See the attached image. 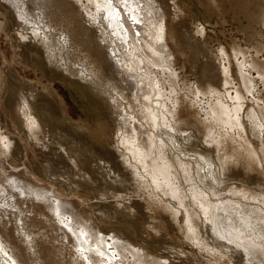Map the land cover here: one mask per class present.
Returning a JSON list of instances; mask_svg holds the SVG:
<instances>
[{"label":"rangeland","instance_id":"obj_1","mask_svg":"<svg viewBox=\"0 0 264 264\" xmlns=\"http://www.w3.org/2000/svg\"><path fill=\"white\" fill-rule=\"evenodd\" d=\"M152 1L155 2L157 8L161 11L164 17V43L166 45L167 52L172 59L171 60L169 58L167 65L168 69L165 68L167 69L165 72L162 66H160L161 68L159 66H152L151 68L150 66L146 69V71L145 68L140 66L137 68L135 65L136 63L134 62L135 60L133 59L135 55L130 56L129 54L131 49L134 51L133 49L135 46L133 47V44H135V42L133 43L130 38L127 39L129 41L126 43L122 42V39L117 40L115 38H110L108 36L109 32L106 31V29L108 30V28L105 27L106 25H99L97 21L93 20V18L97 19L100 17L98 15L99 12L97 14L94 13L95 11H92V14H90L93 17L90 16L87 18L84 13L80 16L82 9H80L77 0H67V7L63 8L64 10L62 9V11H60V15L56 18H54L51 11V13L47 11L45 17H41V12L39 11L38 13V9H34L30 4L26 7L25 15H27L25 17L29 18L28 20L30 24H32L30 26H32L35 30H39L41 34L46 31L45 33L52 37L50 40L51 45L53 44V53L55 54L54 66L49 65V63L46 62L42 53H34L30 48L31 46L25 48L23 57L20 58L18 55L16 56L10 39L4 33L0 32V113L3 114L6 120V122L0 121V130H3L4 135L9 138L10 142L12 140V146L15 143L13 147L17 150L13 149L11 144H9L12 150L10 152V150L6 149L7 143L4 146V144L0 142V179L2 174L4 177L8 176L5 177L7 180H9L8 178L14 176L22 181L24 185L29 184L39 191H44L43 193H46L47 196V198H42L37 201L26 193L22 194V198L19 194H11L17 199H15L17 206H19L21 212L23 213H21L20 216L16 215L17 213L14 212L12 208L11 211L9 210L12 205L11 201H9L10 198L6 197L7 200L3 199L6 201L5 204L3 200H0V206L3 205L0 207V218L3 216L1 218L2 222H0V242L1 240H5L10 246H8L10 249H8V247L6 248L7 250H5V254H2L3 256L0 255V264H12L10 259L13 255L17 257L19 263L21 262L20 264H107L110 259L113 260L109 261L108 264H132L135 261L137 262L134 264H161L162 262L163 264L164 262H166V264L244 263L243 258L241 259L239 249L233 247L231 244V247L230 245H226V241L223 244V241L221 242V240L216 241V238H214L215 236L212 234L213 232H210L211 229L209 224H207L208 216H205V218L204 215L200 214L198 207L199 204L197 203V199L192 194L193 192L191 189L195 188L203 195L207 193L204 196L214 202L216 199L212 200L210 197L212 196L211 194L217 193L218 196H222L227 194L226 192H228L229 188L236 185H242L245 187L248 184L249 186L247 185L246 187H255L259 189L264 188V175L262 174L264 172L261 170V167L260 173L259 171L251 172L246 169V166L243 165V163L240 162L239 164V161L236 158L238 157V152H242L244 147L240 144V140L245 138L244 140H248L253 149L255 148L259 150V144L262 141L260 137L262 136L263 138V134L259 135L257 131H254L250 123L251 121L245 116H248L247 114L251 110L258 111L259 107H264V84L262 86V81L259 76L254 70L250 69L252 63H264L262 62L264 61V0ZM84 4L85 2L83 1V4L81 5L83 6ZM0 7L4 9L7 6L0 1ZM4 19L5 12L0 10V20L3 21ZM151 23L152 22H150V25ZM38 25H40L41 28ZM37 26L39 28H37ZM32 27H28V29L33 30ZM103 30H105L104 32H106L110 41L113 39L115 41L113 40L110 42L107 39V42L109 43L102 44L99 39V32ZM52 41L54 42L52 43ZM118 41H121L123 43L122 45L125 44L126 47L122 46L121 48V42L119 43ZM130 41L133 44H131ZM55 42L56 44H54ZM151 44L153 46V51L158 54L156 43L152 42ZM105 45L110 47L107 48L108 46L106 47ZM113 50L114 52L111 53ZM124 51H127V54ZM109 54L112 55L109 57L111 59L108 58ZM134 54H136V52ZM115 55L116 57H114ZM127 57H129V60L126 59ZM130 59L132 60V64ZM129 61L131 66L128 64ZM245 61L246 63L244 64ZM114 64H116L115 67L117 66L116 70L113 68ZM132 65H134V74L132 73L133 70H131L133 75L137 77V75L141 73L137 77L140 78V80H138L139 84H134L132 82L134 78L131 77V80V78L127 76L129 72H126V68L128 66L132 67ZM120 67L122 70L123 68L126 70H123L124 72L122 71L123 74L120 71ZM135 67L137 70H135ZM7 68L11 71V75L13 77L10 76V78L4 76V70ZM244 69L246 73H244ZM114 70L115 72H112ZM135 71H138L139 73ZM144 71L152 76V78H149V75L146 74L145 77L143 74ZM120 73L127 76V84L126 78L124 79L123 76L121 77ZM243 75L248 77L250 80L251 78L255 79L251 80L250 85L252 86L249 85V92L243 85ZM142 76L147 79L142 80L144 79ZM221 77H225L227 82L228 79L230 80L231 84H229V82L227 83L230 87H227V85L225 86L227 88L224 87L223 83L225 79H222ZM10 79L12 83L10 82ZM129 80H131L132 84L129 83ZM121 81L124 82L121 83ZM142 81L145 83L148 81V83L143 84L144 82ZM113 83L115 86H112ZM149 83L151 84L150 86ZM140 84L147 85L148 88L150 87L151 92L149 95L155 97L153 98L149 96L150 99H147V101H149L147 102V105H145V102L144 104L139 103L141 105L138 104V102L143 103V101H146L144 100L145 87H143V91L141 88L142 85ZM123 86H126L125 88L129 89L126 90ZM220 86H223L224 88ZM152 88L154 89L152 90ZM222 88L224 91L226 90V92L229 93L228 95L231 98L235 97V92L242 96V101L234 100V102L229 100V98L223 100V102L225 101L224 103L229 106L239 102L242 104L243 102L240 121L241 125L243 123L244 124L241 129L234 126L231 128H224L219 124L217 125V123L215 124L214 122H211L209 118L208 113L210 108L207 107L213 105L220 94H222ZM134 89H138L139 94L142 92L144 95H133V92H137ZM129 90L133 92L131 93ZM127 91L130 95L127 94ZM158 91H161L162 93H160L163 94L162 102L165 101L163 103V108H159L160 106L158 105L157 100H155L157 99V96L160 95V93L156 94ZM131 94L133 96H131ZM6 96L10 97L11 100L9 101L10 103L8 106L5 100L9 99ZM134 96L136 97L134 98ZM131 98H133V101ZM140 98L143 100L140 101ZM112 99L117 102V106L115 104L116 102L114 101V103ZM135 99L136 103L134 102ZM129 102L130 104L133 102L134 104H132L134 106L132 104L130 105ZM112 103L116 106V109H114V105ZM136 104H138L137 106H139L141 110L146 107L154 114V116L156 115V123L158 124L147 126L149 124H145V121L147 122V120L142 119L144 116L142 112H139L141 110L138 109ZM148 104L151 108L148 107ZM142 105L143 107H141ZM22 106L28 110L34 124H28L24 120L22 117L24 108ZM130 106H133V109H131L132 107ZM164 107L166 110H164ZM30 108H33V111ZM134 108H137L138 111ZM152 108L155 111L160 109L157 111L158 114L152 110ZM161 109L164 110V113ZM165 112H167L168 115L169 113H173V115H169L171 116L169 117L170 121L167 115H164V117L159 116L167 114ZM121 113H124V115L122 116ZM125 114H129V116H126ZM130 115L133 118H131ZM124 117L132 120H124ZM160 118L162 119L159 120ZM121 119L124 121L122 122ZM163 119H165L166 124ZM124 122L127 123L126 127H124V125H126ZM167 122H169V126L171 125L170 127H167ZM163 123L165 124V127H163ZM160 124L161 126H159ZM236 131L243 132H238V134ZM29 132L31 133L29 134ZM253 132L255 133L253 134ZM150 134L152 135L151 139L157 140L158 138L159 140L157 141H161L163 144V147L162 145L161 147L163 149L166 147L165 151L163 149L160 150V155L161 157H165V159L162 158L165 164H170H168L170 173L168 174L166 180L167 186L174 185L176 187L183 200L184 206L182 204V207H180L177 202L173 200V198L164 195L162 190L155 187L154 180L150 176L149 172V169H151L150 166L149 169L143 167L135 160L134 157L132 158L133 155L131 156V154L124 148L123 143L125 141L130 140L133 142L137 138L141 142L137 139L136 142L138 141V145L134 142V146L137 148L139 146L138 149H141V147L143 148L145 142L147 143L148 139H150ZM208 134L211 137L207 136ZM204 135L205 137L207 136V139H204ZM229 135L230 138L232 136V140H230ZM36 136L38 138H36ZM226 137H228V139ZM125 138L127 139L125 140ZM210 138H213V140L217 138L220 140H227V142L219 148V151L215 149L216 147H214ZM32 140H34V143ZM204 143H207V146L208 143H211V145L209 144L210 148L209 146L207 148ZM37 144H39V146H37ZM19 145L22 150V155L21 150L18 148ZM41 145L47 149L44 147L41 149ZM75 147L78 148L76 149L77 151L75 150ZM237 149H239V151ZM18 151H20V155H17ZM125 151L127 156L124 155ZM163 151L165 154L162 153V155L161 152ZM55 152H58L57 154L61 153V155L58 156ZM117 152H121L122 155ZM220 153L221 155H227V160L231 159L229 160V165H231L230 172L232 176L230 172L224 177H220L218 175L215 181L214 177L217 176V173H214V171L218 170V161L215 157H218ZM1 154L3 156H1ZM5 154H8L11 158ZM123 156L125 160L127 159L126 162L124 158H122ZM197 156H199V158ZM61 157L62 160L60 161ZM56 158L57 161L59 160L58 162L55 161ZM204 159H206L205 163L207 164L204 163ZM67 163L69 164L67 165ZM77 163L80 165L78 166ZM181 163H185L182 168L188 167V173H184L182 168L178 167ZM148 165H150V163H148ZM53 166L57 168L62 167L63 169L61 168V170L59 169L58 171V169ZM47 167H51V169L48 168L51 172H48ZM197 167L199 170H196ZM203 167H205V169ZM263 168L264 166H262V169ZM235 170H237V172ZM208 172L211 175H209ZM237 173L240 174H238L239 178L236 177ZM55 174L61 175H58L59 177H54ZM198 174L202 178H198ZM62 175H65L64 178ZM187 176L190 178V184L189 181H187L188 178L186 179ZM250 176H252L254 180ZM210 180L212 182H210ZM214 181L216 182L215 185ZM217 181L221 184L223 182L224 186L223 184L220 185ZM225 181L230 182H228V184ZM157 183L160 184L159 179L157 180ZM190 185L194 187H191ZM167 186L165 185L164 187ZM219 186H222L223 189ZM164 187L162 188L163 190ZM203 188L205 190H203ZM211 189H213V193L211 192ZM50 191L52 193H50ZM209 191L211 194H209ZM25 195H27V197ZM23 196L25 198H23ZM18 198L23 199V201L21 200L22 203L24 202L23 205ZM53 199L58 203H65L70 206L68 214L66 213L65 218L62 220H58L47 208V205L49 207L50 205L56 203ZM43 200L48 203L43 202V204L40 202ZM164 204H167L168 206ZM165 206L169 207V211L171 212L173 210L174 212L176 211L177 215L173 216V212L170 214L166 210L162 211L163 207L164 209L167 208H165ZM48 212L50 213L49 215ZM166 212L168 214H166ZM188 212L192 214L190 217H194L192 221L195 219L194 225L196 237H193V239L187 238V235H185V219L186 213ZM68 215L72 217L77 216L78 220L83 222V225L86 223L87 225L84 226L94 237H92L86 229H83L84 231L86 230L85 232L87 233L83 236V241L81 239V242L78 244V241L75 240L76 238L73 235L75 233L78 234V229L80 228L77 226H71L74 224H72V218ZM126 215L129 216L126 217ZM172 216L174 218H172ZM15 219H19V226L22 230V232L20 230V234L17 235H14L15 233L13 228L16 221ZM206 220L207 222L205 223ZM4 222L5 225L9 226L7 229L1 225V223ZM66 225L71 226L72 231L77 228V231L75 230L73 234ZM22 226H24V230L22 229ZM10 229H12V232ZM61 229L63 230L61 231ZM2 233H4V236ZM89 236L92 237V241L94 240L93 242L95 244L92 243ZM19 237L24 239L21 240L22 238ZM99 237H101L102 240L101 238L99 239ZM40 238H42V240ZM185 238L189 240H185ZM113 239L115 241H113ZM23 241L25 243H23ZM40 242H42V244ZM116 242L119 243L117 244ZM123 243H128V245L125 246ZM198 243L201 244L198 245ZM107 244L109 245L107 246ZM114 244H116V247L118 245V247L116 248ZM223 246L228 248L225 249ZM120 247L124 250L127 248V250H121ZM100 248L106 255L102 254L103 252ZM115 248L120 250L116 251ZM207 248L209 249L207 250ZM137 249L144 254H141L140 256H136L135 253L133 254L132 252ZM24 250L26 253L23 252L22 254L21 251ZM113 250H115L114 254H112L114 252ZM129 250L131 253H129ZM99 251H101L102 256H100ZM118 251H120L119 254ZM235 251L238 252V254H236ZM108 252L110 254H108ZM122 252L124 253L121 256L120 254ZM127 253L129 256H127ZM97 254H99V256ZM104 255H108V258L111 256V258L106 260L107 257ZM132 255L133 257H131ZM87 256L91 258V260ZM229 256L232 257L233 261ZM86 261L88 262L86 263ZM128 261L132 262L128 263ZM139 261H141V263Z\"/></svg>","mask_w":264,"mask_h":264},{"label":"bare ground","instance_id":"obj_2","mask_svg":"<svg viewBox=\"0 0 264 264\" xmlns=\"http://www.w3.org/2000/svg\"><path fill=\"white\" fill-rule=\"evenodd\" d=\"M0 1H2L7 7L6 8H1L0 7V10L2 11V12H5V19L3 20V21H1L0 20V32H2V33H4L9 39H10V41H11V43H12V46H13V48H14V51H15V53H16V56L18 55V57H23V55H24V51H25V48H27V47H30L31 49H32V51L34 52V53H36V54H40V53H42L43 54V56L45 57V59H46V62H48L49 63V65H52V66H54L53 64H55L54 63V53H53V48H52V45H51V36L49 35V34H46L45 32L46 31H44V33H42L41 34V32L39 31V30H35L32 26H30V25H32V24H30V22H29V18L27 17H25L26 15H25V13H26V7H27V5H31V6H33V8L34 9H38V13H39V11L41 12L40 13V16L41 17H45V15H46V12L48 11V12H52V14L54 15V18H56V17H58L59 15H60V11H62V9L63 8H66L67 7V0H0ZM69 1V0H68ZM83 1L85 2V6L83 5H81V4H83ZM77 3H79V6H80V9H82V12H81V15L80 16H82V14L84 13L85 14V16L88 18V17H90V16H92L91 14H92V11H95L94 13H97L98 14V12H99V16L100 17H98L97 19H95V18H93V20L94 21H97L98 23H99V25H106L105 27H107L108 28V30L106 29V31H108L109 32V37L110 38H115V39H117V40H121L122 39V42H124V43H126V42H128L129 40H127L128 38H130L131 39V41H133V43L135 42V44H133L131 41V44H133V47L135 46V48L133 49L135 52H136V54H134L135 52L134 51H132V49H131V52H129V54H130V56H133V55H135V57L133 58L135 61V65L137 66V68H138V66H140V67H142V68H145V71H146V69H148L150 66H151V68H152V66H162V68L164 69V72H165V70H167L168 69V60H169V58H170V55H169V53L167 52V48H166V45H165V43H164V25H163V15H162V13H161V11L157 8V6H156V4H155V2H153L152 0H77ZM71 4V3H70ZM72 5V4H71ZM68 9V8H67ZM64 10V9H63ZM50 12V13H51ZM91 13V14H90ZM53 17V16H52ZM93 17V16H92ZM33 19H35V18H33ZM47 19V18H46ZM68 20V19H67ZM90 20V19H89ZM264 20V19H263ZM54 21V20H53ZM58 21V20H57ZM61 21V20H60ZM152 22L151 23V25H150V22ZM31 22H32V20H31ZM48 22V21H47ZM46 22V23H47ZM43 24V23H42ZM94 24V23H93ZM38 26H40V25H38ZM37 26V28H39ZM47 26V25H46ZM98 26V25H97ZM28 27H32L33 28V30H29L28 29ZM48 27V26H47ZM40 28H41V26H40ZM44 28V27H43ZM46 29V28H45ZM87 30V29H86ZM99 30V29H98ZM50 31V30H49ZM81 31H83V30H81ZM89 31H90V29H89ZM105 30H103V31H101V32H99L100 33V40H101V43L103 44H108L109 42H107V39L109 38L107 35H106V32H104ZM82 35V34H81ZM86 37V36H85ZM109 38V39H110ZM118 38H120V39H118ZM108 39V40H109ZM84 40V39H83ZM86 40V39H85ZM112 40V39H111ZM114 40V39H113ZM112 40V41H113ZM57 41V40H56ZM67 41V40H66ZM110 41V40H109ZM112 41H110V42H112ZM115 41V40H114ZM54 41H52V43H53ZM62 42V41H61ZM119 42V41H118ZM121 42V41H120ZM119 42V43H120ZM120 43L121 44V48H122V46H125V44L124 45H122L123 43ZM129 42V43H130ZM152 42H154V43H156V47H157V50H158V54L157 53H155L154 51H153V46H152ZM54 44H56V42L54 43ZM67 44V43H66ZM120 44H118V45H120ZM138 44V45H137ZM109 45H111V44H109ZM115 45V44H114ZM106 47L108 46V45H105ZM128 46H129V44H128ZM127 46V47H128ZM59 47V46H58ZM110 46H108L107 48H109ZM116 47V46H115ZM126 47V46H125ZM130 47H131V45H130ZM105 48V47H104ZM118 48V47H117ZM124 48V47H123ZM132 48V47H131ZM111 49V48H110ZM124 49H126V48H124ZM123 49V50H124ZM40 52V53H39ZM112 52H114V50L113 51H111V53ZM125 53L127 52V51H124ZM124 53V54H125ZM221 53V52H220ZM235 53H236V51H235ZM127 54V53H126ZM122 55V54H121ZM224 55V54H223ZM110 56H112V55H110L109 54V56H108V58L110 57ZM125 56V55H124ZM127 56H129V55H127ZM225 56V55H224ZM114 57H116V55L114 56ZM113 58V57H112ZM118 58V57H117ZM129 57H127L126 59H128ZM236 58V57H235ZM234 58V59H235ZM109 59H111V58H109ZM171 59V58H170ZM226 59V58H225ZM129 60V59H128ZM127 60V61H128ZM131 60V59H130ZM172 60V59H171ZM113 61V60H112ZM114 61H115V59H114ZM113 61V62H114ZM120 61V60H119ZM236 61V60H235ZM118 62V61H117ZM123 62V61H122ZM126 62V61H125ZM171 62V61H170ZM262 62H264V61H262ZM61 63V62H60ZM120 63V62H119ZM119 63H117V64H119ZM124 63V62H123ZM127 63V62H126ZM130 63V61L128 62V64ZM238 63V62H237ZM246 63V61L244 62V64ZM128 64H125V65H128ZM131 64H132V60H131ZM243 64V65H244ZM250 64V63H249ZM115 65L116 64H114V67L113 68H115V70L117 69V66L115 67ZM119 65H121V64H119ZM130 65V64H129ZM247 65V64H246ZM245 65V66H246ZM110 66H112V65H110ZM131 66V65H130ZM133 66L134 65H132V67H127L126 68V70H125V68H123V70L124 71H126V72H129L128 73V75L127 76H129L130 78L132 77V78H134L133 79V83L134 84H137L138 83V80H140V78H137L138 76H139V74H141V73H139L138 71L140 70H138V71H135V72H138L139 74L137 75V77L135 76V75H133L134 74V70H133ZM171 66V65H170ZM51 67V66H50ZM55 67H56V65H55ZM119 67V66H118ZM112 68V69H113ZM158 68V67H157ZM161 68V67H160ZM165 68H167V69H165ZM250 69L251 70H254L255 72H256V74L259 76V78H260V80L262 81V86H263V84H264V63L263 64H259V63H252L251 64V66H250ZM55 70V69H54ZM57 70H59V69H57ZM63 70V69H62ZM115 70L114 71H112V72H115ZM119 70V69H118ZM117 70V71H118ZM122 69H121V67H120V71H121V73L123 74V71ZM131 70H133V72L131 71ZM135 70H137L136 69V67H135ZM162 70V69H161ZM248 70V69H247ZM120 71H118V72H120ZM123 71V72H122ZM141 72H143L142 70H140ZM145 71H144V76L146 77V75H149V74H147V73H145ZM227 71V70H226ZM62 72V71H61ZM66 72V71H65ZM125 72V73H126ZM133 74H132V73ZM238 72H239V70H238ZM120 73V74H121ZM124 73V74H125ZM148 73H149V71H148ZM244 73H246L245 72V69H244ZM243 73V74H244ZM248 73V72H247ZM12 73H11V71L7 68L6 70H4V76H6V77H10V76H12L11 75ZM74 74V73H73ZM76 74H78V73H76ZM121 74V77L123 76V78L125 79L127 76H124V75H122ZM127 74V73H126ZM146 74V75H145ZM151 74V73H150ZM217 74V73H216ZM226 75H228V74H226ZM239 75V74H238ZM80 76V75H79ZM82 76V75H81ZM223 76H225V75H223ZM250 76V75H249ZM13 77V76H12ZM115 77V76H114ZM120 77V78H121ZM128 77V78H129ZM140 77H141V75H140ZM143 77V76H142ZM152 78V76H150L149 75V78ZM11 78V77H10ZM117 78V77H116ZM132 78H131V80H132ZM144 78V77H143ZM148 78V79H149ZM158 78V77H157ZM217 78H218V76H217ZM222 78V77H221ZM147 79V78H146ZM145 78L144 79H142V80H146ZM222 79H225V77H223ZM252 79H254V78H251V80ZM118 80L120 81V79L118 78ZM121 80H123V79H121ZM131 80H129V83L130 84H132V82H131ZM219 80V79H218ZM251 80L248 78V77H245L244 75L242 76V81H243V85H244V87L246 88V90L249 92L250 90L248 89V87H250V86H252V85H250L251 84ZM255 80V79H254ZM17 81V80H16ZM128 80H127V78H126V84L128 83L127 82ZM10 82H11V79H10ZM15 82V81H14ZM122 82H124V81H121V83ZM141 82V81H140ZM142 82H144V81H142ZM221 82V81H220ZM223 82V81H222ZM228 82H229V84H231L230 83V80L228 79ZM227 80L225 79L224 80V83H223V85H224V87L227 85ZM234 82V81H233ZM12 83V82H11ZM120 83V84H121ZM148 83V81L145 83H143V84H147ZM150 83H151V81H150ZM149 83V86L151 85ZM156 83H157V81H156ZM125 84V83H124ZM133 84V85H134ZM139 84V83H138ZM143 84H140V85H142L141 86V88H142V90H143V87H145V91H144V93H145V95H144V93L142 94V92H141V94L142 95H144L145 96V98H144V100H146V101H143V103L142 102H138V104L139 103H141V104H144V102L146 103L145 105H147V102H149V101H147V99H150L149 98V94H150V92H151V88L149 89L148 87H147V85H143ZM233 84V83H232ZM115 86V84L113 83L112 84V86ZM157 85V84H156ZM250 85V86H249ZM254 85V84H253ZM122 86V85H121ZM128 86V85H127ZM137 86V85H136ZM135 86V87H136ZM240 86V85H239ZM101 87V86H100ZM124 87V86H123ZM126 87V86H125ZM124 87V89H126ZM134 87V86H133ZM140 87V86H139ZM220 87H223V86H220ZM223 87V88H224ZM227 87H230V85L228 86L227 85ZM227 87H225V88H227ZM264 87V86H263ZM132 88V87H131ZM218 88V87H217ZM223 88L221 89L223 92H221L222 94H220V96L218 97V99L213 103V105H211L210 107H207V108H210V110L209 109H207V110H209V118H210V120H211V122H214L215 124L217 123V125L219 124V125H221L222 127H224V128H231L232 126H234V127H237V128H239V129H241V127H242V125L244 124H242L241 125V121H240V118H241V116H240V114H241V111H242V107H243V102H242V104H240V102L239 103H236V104H234V105H231V106H229V105H226L224 102H223V100H225L226 98H229V100H231V101H234V100H241L242 101V96L240 95V94H238V93H236L235 92V97L234 98H231L228 94L229 93H227L226 92V90L224 91L223 90ZM231 88H233V87H231ZM120 89V88H119ZM123 89V90H124ZM129 89V88H128ZM128 89H126V90H128ZM154 88H152V90H153ZM229 89V88H228ZM234 89H236V88H234ZM102 90V89H101ZM131 90H133V89H131ZM134 90H136V89H134ZM141 90V89H140ZM156 90H158V89H156ZM212 90V89H211ZM213 90H214V88H213ZM218 90H220V89H218ZM233 90V89H232ZM253 90V89H252ZM254 90H255V88H254ZM15 91V90H14ZM130 91V90H129ZM137 92L136 93H134L133 91H130L131 93L133 92V95L134 94H139V91H138V89L136 90ZM162 91V90H161ZM160 91V92H161ZM235 91V90H234ZM233 91V92H234ZM129 92V93H130ZM159 91L158 92H156V94L158 93H160ZM209 92V91H208ZM218 92V91H217ZM114 93V92H113ZM162 93V92H161ZM160 93V95H158L157 96V99H155V100H157V103H158V105L160 106L159 108H163V103L165 102H162V96H163V94H161ZM219 93V92H218ZM217 93V94H218ZM251 93V92H250ZM22 94V93H21ZM127 94H128V91H127ZM141 94H139V95H141ZM155 94V93H154ZM253 94V93H252ZM255 94V93H254ZM128 95H130V94H128ZM132 94H131V96H133ZM141 95V96H142ZM151 95H152V93H151ZM249 95V94H248ZM9 96V95H8ZM8 96H6L9 100H5L6 101V103H7V106L9 105V101H11L10 100V97H8ZM12 96V95H11ZM30 96V95H29ZM130 96V97H131ZM160 96V97H159ZM257 96H259V95H257ZM6 97H4V98H6ZM16 97V96H15ZM136 96H134V98H135ZM150 97H153V96H150ZM115 98V97H114ZM117 98V97H116ZM120 98V97H119ZM129 98V97H128ZM137 98H138V95H137ZM153 98H155V97H153ZM217 98V97H216ZM16 99V98H15ZM132 99V101H133V98H131ZM130 99V100H131ZM164 99V98H163ZM25 100V99H24ZM33 100H35V99H33ZM113 100V102L115 101L114 99H112ZM120 100V99H119ZM138 100V99H137ZM143 100V99H142ZM141 100V98H140V101H142ZM154 100V101H155ZM211 100V99H210ZM228 100V99H227ZM250 100V99H249ZM17 101V100H16ZM28 101V100H27ZM152 101H153V99H152ZM245 101V100H244ZM258 101V100H257ZM13 102V101H12ZM18 102V101H17ZM21 102V101H20ZM107 102V101H106ZM116 102V101H115ZM114 102V103H115ZM135 103H136V99H135V101H134ZM199 102V101H198ZM235 102V101H234ZM251 102V101H250ZM263 102V101H262ZM31 103V102H30ZM30 103H29V105H30ZM119 103H121V102H119ZM118 103V104H119ZM133 103V102H132ZM131 103V104H132ZM156 103V104H157ZM227 103V102H226ZM13 104V103H12ZM24 104V103H23ZM22 104V105H23ZM113 104V103H112ZM116 104V106H117V102L115 103ZM129 104H130V102H129ZM130 104V105H131ZM134 104V103H133ZM132 104V105H133ZM138 104H136V106L138 105ZM141 104H139V105H141ZM151 104V103H150ZM195 104V103H194ZM228 104V103H227ZM256 104V103H255ZM6 105V104H5ZM114 105V104H113ZM248 105V104H247ZM260 105V104H259ZM23 106H25V105H23ZM22 106V107H23ZM115 105H114V109H116L115 107H116ZM134 106V105H133ZM133 106H130V107H132L131 109H133ZM152 106H154V105H152ZM11 107V106H10ZM138 107V109H140V107L139 106H137ZM141 107H143V105L141 106ZM148 107H150L151 108V106L148 104ZM155 107V106H154ZM245 107V106H244ZM247 107V106H246ZM256 107V106H255ZM9 108V107H8ZM12 108V107H11ZM10 108V109H11ZM21 108V107H20ZM24 108V107H23ZM123 108V107H122ZM128 108V107H127ZM9 109V110H10ZM13 109H15V108H13ZM30 109H32V111H33V108H30ZM134 109H137V108H134ZM138 109L136 110V111H138ZM143 110H141V111H139V112H142V114H143V120L144 119H146L147 120V122L145 121V124H149V125H147V126H150V125H154V124H158V123H156V120H157V116L155 117L154 116V114L153 113H151L150 112V110L149 109H147L146 107H144V108H142ZM156 109V108H155ZM158 109V108H157ZM256 109H257V107H256ZM20 110H23V109H20ZM118 110V109H117ZM152 110H154L153 108H152ZM158 110H160V109H158ZM158 110H154L156 113H157V111ZM161 110H163V109H161ZM164 110H166L165 109V107H164ZM164 110L162 111L163 113H164ZM246 110V109H245ZM124 111H125V109H124ZM249 111V110H248ZM14 112V111H13ZM128 112V111H127ZM135 112V111H134ZM138 112V113H139ZM243 112H244V110H243ZM45 113H47V112H45ZM137 113V114H138ZM165 113H167V112H165ZM15 114V113H14ZM21 114V113H20ZM19 114V115H20ZM57 114V113H56ZM116 114V113H115ZM122 114V113H121ZM131 114V113H130ZM158 114V113H157ZM173 115V113H169V115ZM175 114V113H174ZM124 115V113L122 114V116ZM126 115V114H125ZM141 115V114H140ZM164 115H167L168 116V118L169 117H171V116H169L168 115V113L167 114H163V115H159V116H162V117H164ZM248 116H245V117H248V119L251 121L250 123H251V125H252V128L254 129V131H257L258 133H259V135L261 134H263V138H262V136L260 137L261 139H262V141H261V143L259 144V150L258 149H253L252 148V146H251V144H250V142L248 141V140H244L245 138H243V140H240V144L241 145H243L244 147H243V151L242 152H238V157H236L237 158V160L239 161V164H240V162L241 163H243V165H245L246 166V169L247 170H249V171H251V172H254V171H256V172H258L259 171V173H260V167H261V170L264 172V168L262 169V166H264V107L263 108H258V111H253V110H251L248 114H247ZM35 116V115H34ZM117 116V115H116ZM126 116H129V114L128 115H126ZM131 116V115H130ZM142 116V115H141ZM207 116V115H206ZM22 117L24 118V120L29 124V123H33L34 124V121H32L31 119V117H30V114H29V112H28V110H26L25 108H24V110H23V112H22ZM36 117V116H35ZM121 118V117H120ZM131 118H133L132 116H131ZM167 118V119H168ZM122 119H123V117H122ZM122 119H121V121H122ZM125 119H127V118H125L124 117V120ZM162 118H160L159 120H161ZM172 119V118H171ZM244 119V118H243ZM247 119V118H246ZM24 120H23V122H24ZM119 120V119H118ZM123 120V121H124ZM127 120H132V119H127ZM135 120V119H134ZM164 121H165V119H163ZM206 120V119H205ZM0 121H3V122H6V120H5V118H4V116H3V114L2 113H0ZM18 121V120H17ZM122 121V122H123ZM163 121V122H164ZM169 121H170V118H169ZM243 121V120H242ZM125 122H127V121H125ZM124 122V123H125ZM134 122V121H133ZM158 122V121H157ZM162 122V121H161ZM245 122V121H244ZM247 122H249V121H247ZM121 123V122H120ZM124 123H123V125H124ZM165 124H166V121L164 122ZM163 123V124H164ZM169 122H167V127H170L169 126V124H168ZM205 123V122H204ZM207 123H208V120H207ZM26 124V123H25ZM24 124V125H25ZM54 124V123H53ZM113 124V123H112ZM126 125H124V127H126L127 126V123H125ZM165 124L163 125V127H165ZM173 124V123H172ZM203 124V123H202ZM246 124V123H245ZM248 124V123H247ZM4 125V124H3ZM8 125V124H7ZM24 125H23V128H24ZM33 126H35V125H33ZM159 126H161V124L159 125ZM176 126V125H175ZM174 126V127H175ZM202 126V125H201ZM220 126V127H221ZM3 127V126H2ZM36 127V126H35ZM34 127V128H35ZM156 127L158 128V126L156 125ZM173 127V128H174ZM204 127V126H203ZM28 128H29V126H28ZM140 128H141V126H140ZM30 129V128H29ZM118 129V128H117ZM120 129V128H119ZM126 129V128H125ZM128 129V128H127ZM137 129V128H136ZM151 129H152V127H151ZM156 129V128H155ZM155 129H153V130H155ZM170 129V128H169ZM36 130H37V128H36ZM220 130V129H219ZM251 130V129H250ZM249 130V131H250ZM30 131H31V129H30ZM33 131V130H32ZM118 131V130H117ZM196 131V130H195ZM223 131H224V129H223ZM230 131H232V130H230ZM28 132V131H27ZM126 132V131H125ZM140 132V131H139ZM208 132V131H207ZM211 132V131H210ZM221 132V131H220ZM237 132V131H236ZM239 132V131H238ZM237 132V133H238ZM241 132V131H240ZM239 132V133H240ZM243 132V131H242ZM241 132V133H242ZM31 132H29V134H30ZM119 133V132H118ZM143 133V132H142ZM155 133V132H154ZM198 133V132H197ZM224 133V132H223ZM228 133V132H227ZM238 133V134H239ZM255 132H253V134H254ZM32 134H33V132H32ZM221 134V133H220ZM35 135V134H34ZM43 135V134H42ZM132 135V134H131ZM133 135H135V134H133ZM145 135V134H144ZM148 135V134H147ZM151 135V134H150ZM149 135V136H150ZM178 135V134H177ZM190 135V134H189ZM222 135V134H221ZM225 135V134H224ZM31 136V135H30ZM47 136V135H46ZM130 136V135H129ZM136 136V135H135ZM135 136H134V138H135ZM143 136V135H142ZM148 136V137H149ZM201 136V135H200ZM207 136H209V134L207 135ZM207 136L205 137V135H204V139H207ZM253 136V135H252ZM32 137H34V136H32ZM43 137V136H42ZM131 137V136H130ZM151 137H152V135L150 136V139H148V141H147V143L145 142V145H143L144 147L142 148L141 147V149H138L139 148V146H138V148L137 147H135L134 146V142H136V140L138 139H136V140H134L133 142L132 141H130V140H127V141H125L127 138H125V142L123 143V145H124V148L131 154V156H132V158L134 157L135 158V160L136 161H138L143 167H145V168H147V169H149V166H150V168L151 169H149V172H150V176L153 178V180H154V185H155V187L157 188V189H160V190H162L163 191V194L164 195H166V196H169V197H171V198H173V200L174 201H176L177 202V204L180 206V207H182V204H183V200H182V198H181V196L179 195V193H178V190L176 189V187L174 186V185H170V186H167V182H166V180H167V176H168V174L170 173V171H169V165L168 164H165V162H164V160L163 159H165V157H161V155H160V150L161 149H163L162 147H163V144L161 143V141L160 142H158L157 140H159L158 138H157V140H153V139H151ZM209 137H211V136H209ZM214 137V136H213ZM238 137V136H237ZM236 137V138H237ZM240 137V136H239ZM36 138H38L37 136H36ZM129 138V137H128ZM221 138V137H220ZM227 139H228V137H226ZM229 138H230V135H229ZM231 138H232V136H231ZM230 138V140H232ZM15 139V138H14ZM32 139V138H31ZM44 139V138H43ZM46 139V138H45ZM124 139V138H123ZM130 139V138H129ZM199 139V138H198ZM202 139V138H201ZM224 139H225V137H224ZM239 139V138H238ZM47 140V139H46ZM114 140V139H113ZM139 140V139H138ZM210 140H211V142H212V144L214 145V147H216L215 149L216 150H219V148L221 147V146H223L226 142H227V140H220V139H215V140H213V138H210ZM210 140H209V142H210ZM15 141V140H14ZM13 141V142H14ZM33 141V143H34V140H32ZM39 141V140H38ZM122 141V140H121ZM140 141V140H139ZM202 141V140H201ZM205 141V140H204ZM0 142L2 143V144H4V146H5V144L7 143V145H6V149L7 150H10V152L12 151L11 150V148H10V145L9 144H11V142H12V140H11V142L9 141V138L8 137H6L5 135H4V133H3V130H0ZM10 142V143H9ZM44 142V141H43ZM138 142V141H137ZM137 142H136V144H137ZM141 142V141H140ZM164 142V141H163ZM167 142V141H166ZM203 142V141H202ZM208 142V141H207ZM260 142V141H259ZM36 143V142H35ZM114 143V142H113ZM236 143V142H235ZM17 144V143H16ZM122 144V143H121ZM205 145L207 144V143H204ZM209 144L211 145V143H208V146H209ZM14 145H15V143H14ZM13 145V146H14ZM35 145V144H34ZM49 145V144H48ZM122 145V146H123ZM138 145V144H137ZM161 145H162V147H161ZM235 145V144H234ZM239 145V144H238ZM12 146V144H11V147H13ZM18 146V145H17ZM16 146V147H17ZM37 146H39V144H37ZM36 146V147H37ZM165 146V145H164ZM207 146V145H206ZM208 146H207V148H208ZM230 146H231V144H230ZM41 147V149H43V147H42V145L40 146ZM40 147H39V149H40ZM114 147H115V145H114ZM114 147H113V149H114ZM1 148V147H0ZM10 148V149H9ZM19 149H20V145H19V147H18ZM44 148H46V147H44ZM49 148V147H48ZM123 148V147H122ZM209 148H210V146H209ZM239 148V147H238ZM13 149H15L16 150V148L15 147H13ZM47 149V148H46ZM76 149H78V148H76L75 147V150ZM21 150V149H20ZM111 150V149H110ZM124 150V149H123ZM164 151L166 150V147H165V149H163ZM238 151H239V149H237ZM242 150V149H241ZM4 151V150H3ZM17 151V150H16ZM42 151V150H41ZM77 151V150H76ZM164 151L163 152H161V154L162 153H164ZM220 151V150H219ZM223 151V150H222ZM9 152V151H8ZM9 152V153H10ZM20 151H18V153H17V155L19 154L20 155V153H19ZM66 152V151H65ZM64 152V153H65ZM167 152V151H166ZM8 153V154H9ZM56 153V152H55ZM58 153V152H57ZM56 153V154H57ZM118 154H121V152L119 153V152H117ZM242 153V154H241ZM8 154H5V155H7V156H9ZM165 154V153H164ZM230 154V153H229ZM16 155V154H15ZM21 155H22V150H21ZM58 156H60L61 155V153L60 154H57ZM69 155H70V153H69ZM122 155V154H121ZM124 155H126V151H125V154ZM163 155V154H162ZM202 155V154H201ZM1 156H3L2 154H1ZM57 156V157H58ZM66 156V155H65ZM76 156V155H75ZM74 156V157H75ZM127 156V155H126ZM231 156V155H230ZM229 156V157H230ZM10 157V156H9ZM13 157H16V156H13ZM17 157H19V156H17ZM70 157V156H69ZM77 157V156H76ZM94 157V156H93ZM120 157V156H119ZM198 158H199V156H197ZM11 158V157H10ZM20 158H21V156H20ZM68 158V157H67ZM122 158H124V156L122 157ZM127 158V157H126ZM163 158V159H162ZM186 158V157H185ZM217 158V161H218V170L217 171H214V173H217V176H215L214 178V180L216 181V179H217V177H218V175L221 177V176H226V175H228L229 174V172H230V166L231 165H229V160H231V159H229V160H227V155H221V153H220V155H218V157L216 156L215 157V159ZM7 159V158H6ZM19 159V158H18ZM59 159V158H58ZM121 159V158H120ZM14 160V159H13ZM21 160V159H20ZM62 160V157H61V159H60V161ZM124 160H125V158H124ZM127 160V159H126ZM126 160H125V162H126ZM186 160V159H185ZM202 160V159H201ZM205 160L206 159H204V163H205ZM208 160V159H207ZM15 161V160H14ZM16 161H18V160H16ZM55 161H57V158H56V160ZM59 161V160H58ZM57 161V162H58ZM69 161V160H68ZM67 161V162H68ZM107 161V160H106ZM216 161V162H217ZM4 162V161H3ZM2 162V163H3ZM19 162V161H18ZM56 162V163H57ZM71 162V161H70ZM76 162V161H75ZM77 162H78V160H77ZM80 162H81V160H80ZM79 162V163H80ZM109 162V161H108ZM118 162V161H117ZM167 162V161H166ZM170 162V161H169ZM6 163V162H5ZM72 163V162H71ZM122 163V162H121ZM148 163H150V165H148ZM178 163V162H177ZM69 163H67V165H68ZM127 164V163H126ZM179 164V163H178ZM183 164H185V163H183ZM183 164L181 163V165H177L178 167H181L182 168V166H183ZM196 164V163H195ZM205 164H207V163H205ZM232 164V163H231ZM49 165H51V164H49ZM75 165V164H74ZM73 165V166H74ZM77 165H78V163H77ZM80 165V164H79ZM78 165V166H79ZM81 165H84V164H81ZM124 165V164H123ZM47 166V165H46ZM52 166V165H51ZM101 166V165H100ZM206 166V165H205ZM212 166V165H211ZM216 166V165H215ZM24 167V166H23ZM54 167V166H53ZM59 167V166H58ZM67 167V166H66ZM75 167V166H74ZM51 169V167H47V170H48V172L50 171L51 172V170H49V169ZM54 168H56V169H58V171H59V169L61 170V168L62 167H59V168H57V167H54ZM73 168V167H72ZM84 168V167H83ZM83 168H81V169H83ZM180 168V169H181ZM188 168V167H187ZM187 168H185V167H183L182 168V170H183V172L184 173H188L189 172V170L187 169ZM200 168V167H199ZM204 169H205V167H203ZM63 169V168H62ZM68 169H69V166H68ZM198 169V167L196 168V170ZM239 169V168H238ZM74 170H75V168H74ZM199 170V169H198ZM201 170V169H200ZM203 170V169H202ZM216 170V169H215ZM240 170V169H239ZM64 171V170H63ZM89 171V170H88ZM234 171V170H233ZM236 172H237V170H235ZM241 171V170H240ZM261 171V172H262ZM53 172V171H52ZM62 172V171H61ZM182 172V173H183ZM199 172V171H198ZM198 172H196V173H198ZM213 172V171H212ZM1 173V172H0ZM53 173H55V172H53ZM52 173V174H53ZM58 173V172H57ZM60 173V172H59ZM68 173V172H67ZM80 173V172H79ZM209 173V172H208ZM52 174H50V175H52ZM181 174V173H180ZM199 174H200V172H199ZM198 174V178H202V177H200V175ZM207 174V173H206ZM205 174V175H206ZM230 174H231V172H230ZM238 174L239 173H237L236 175V177H238ZM242 174V173H241ZM263 175H264V173H262ZM56 175V176H55ZM54 175V177H57L58 175H61V174H55ZM209 175H211L210 173H209ZM208 175V176H209ZM215 175V174H214ZM240 175V174H239ZM2 176H3V174H2ZM1 176V179H0V200H3V199H6L7 200V198H10L9 199V201H11V203H12V205H11V207H10V211H11V208H12V210L14 211V212H16L17 214L16 215H18V216H20V214L22 213L21 212V210H20V208H19V206H17V202H16V198H14V196H12L11 194H13V193H15V194H19V195H21V198H22V194H27V195H30L32 198H34V199H36L37 201L39 200V199H42V198H47V196H46V193H43L42 191H39V190H37L36 188H34V187H32L31 185H29V184H27V185H24L23 183H22V181H20L18 178H16V177H14V176H12V177H10V178H8L9 180H7V178L5 179V177H8V176H3L2 177ZM63 176V175H62ZM65 176V175H64ZM64 176H63V178H64ZM68 176V175H67ZM67 176H66V178H67ZM185 176H186V174H185ZM204 176V175H203ZM231 176H232V174H231ZM246 176V175H245ZM249 176V175H248ZM53 177V176H52ZM53 177V178H54ZM59 177V176H58ZM61 177V176H60ZM189 176H187L186 177V179L188 178ZM243 177V176H242ZM250 177H252V176H250ZM62 178V177H61ZM80 178H81V176H80ZM85 178V177H84ZM207 178V177H206ZM212 178V177H211ZM231 178V177H230ZM239 178V177H238ZM246 178V177H245ZM253 178V177H252ZM72 179V178H71ZM159 179V182H160V184H158L157 183V180ZM248 179V178H247ZM70 180V179H69ZM78 180H80V179H78ZM137 180V179H136ZM200 180V179H199ZM208 180V179H207ZM212 180H213V178H212ZM226 180H227V178H226ZM228 180H230V179H228ZM233 180H234V178H233ZM239 180H241V179H239ZM253 180H254V178H253ZM74 181V180H73ZM72 181V182H73ZM99 181V180H98ZM187 181H189V184L191 183L190 182V178H188L187 179ZM214 181V185H215V182ZM222 181V180H221ZM231 181V180H230ZM230 181H228V182H230ZM243 181V180H242ZM244 181H245V179H244ZM78 182V181H77ZM134 182V181H133ZM133 182H131V183H133ZM206 182V181H205ZM210 182H212L211 180H210ZM217 182H219V181H217ZM225 182H227V181H225ZM227 182V183H228ZM235 182V181H234ZM233 182V183H234ZM257 182V181H256ZM204 183V182H203ZM220 183V182H219ZM245 183V182H244ZM247 183V182H246ZM251 183V182H250ZM23 184V185H22ZM201 184H202V182H201ZM206 184V183H205ZM211 184V183H210ZM222 184H223V182H222ZM221 183H220V185H222ZM229 184V183H228ZM240 184V183H239ZM78 185V184H77ZM81 185V184H80ZM167 186V187H164V186ZM219 185V184H218ZM236 185V184H235ZM245 185V184H244ZM248 185V184H247ZM246 185V186H247ZM84 186V185H83ZM191 187H194V186H192V185H190ZM207 186H209V185H207ZM223 186H224V184H223ZM228 186V185H227ZM232 186V185H231ZM244 187V186H233V187H231V188H229V190H228V192H226L227 194H224V195H219L218 196V194L217 193H213L212 192V190L213 189H211V192L213 193V194H211L210 193V191H209V194H211L212 196H210L211 198H212V200L213 199H216V201H214V202H212V201H210L209 199H207L204 195L205 194H207V193H205L204 195L202 194V193H200V192H198L199 190H196L195 188H192L191 189V191L193 192L192 194L194 195V197L197 199V203L199 204V212H200V214H202V215H204V217L205 216H208V223L207 224H209V226H210V232L212 231L213 233V236H215L214 238H216V241L218 240V241H220L221 240V242H222V244L226 241L227 243H225L226 245H232L233 247H235V248H237V249H239L240 250V254H241V259L243 258V261H244V263H241V264H264V188H262V189H259V188H252V187ZM249 186V185H248ZM251 186H252V184H251ZM264 186V185H263ZM81 187H82V185H81ZM164 187V190L162 189ZM210 187V186H209ZM208 187V188H209ZM212 187H213V185H212ZM220 187V186H219ZM222 187V186H221ZM220 187V188H221ZM230 187V186H229ZM78 188V187H77ZM215 188V187H214ZM261 188V187H260ZM222 189H223V187H222ZM203 190H205L204 188H203ZM210 190V189H209ZM202 191V190H201ZM207 191V190H206ZM225 191V190H224ZM224 191H223V193H224ZM49 192V191H48ZM216 192V191H215ZM219 192V191H218ZM50 193H52L51 191H50ZM107 193V192H106ZM109 193V192H108ZM222 193V194H223ZM27 195H25L26 197H27ZM106 195V194H105ZM30 196H28V197H30ZM53 196V195H52ZM107 196V195H106ZM111 196V195H110ZM137 196V195H136ZM192 196V195H191ZM7 197V198H6ZM17 197H18V195H17ZM20 198V197H19ZM18 198V199H19ZM23 198H25L24 196H23ZM53 198V197H52ZM144 198H146V197H144ZM170 198V199H171ZM16 199V200H15ZM51 199V198H50ZM55 199V198H54ZM53 199V201H55ZM156 199V198H155ZM208 201H207V200ZM23 201V199H19V201ZM30 200H31V198H30ZM193 200H195V199H193ZM22 201H21V203H22ZM28 201H29V199H28ZM33 201V200H32ZM36 201V202H37ZM49 201V200H48ZM163 201V200H162ZM3 202H4V204H5V202L6 201H4L3 200ZM40 202H44V200L43 201H40ZM45 202H47V201H45ZM44 202V203H45ZM56 202V201H55ZM54 202V203H55ZM167 202V201H166ZM24 203V202H23ZM23 203H22V205H23ZM26 203H28V202H26ZM35 203V202H34ZM33 203V204H34ZM43 203V204H44ZM48 203V202H47ZM50 203V202H49ZM194 203V202H193ZM196 203V202H195ZM32 204V205H33ZM38 204V203H37ZM42 204V205H43ZM169 204V203H168ZM161 205V204H160ZM164 205H167V204H164ZM3 206V205H2ZM2 206H0V207H2ZM44 206V205H43ZM46 206V205H45ZM163 206V205H162ZM168 206V205H167ZM167 206H165V208L167 207ZM183 206H184V204H183ZM22 208H24V207H22ZM25 208H27V207H25ZM30 208V207H29ZM47 208L55 215V217L58 219V220H62L63 218H65V214L67 213L68 214V210H70V206L69 205H66L65 203H58V202H56L55 204H53V205H50L49 207H48V205H47ZM46 209V208H45ZM74 209V208H73ZM161 209V208H160ZM163 209H164V207H163ZM162 209V211H168L170 214H172V212H173V216L174 215H177L176 213V211L174 212V210L171 212V211H169V207H167L166 209H164L163 210ZM198 209V208H197ZM4 210V209H3ZM23 210V209H22ZM75 210V209H74ZM1 211V210H0ZM9 211V212H10ZM24 211H25V209H24ZM45 211V210H44ZM46 211H47V209H46ZM73 211V210H72ZM160 211V210H159ZM26 212H27V210H26ZM80 212V211H79ZM126 212V211H125ZM161 212V211H160ZM5 213V212H4ZM11 213V212H10ZM13 213V212H12ZM73 213V212H72ZM194 213V212H193ZM23 214V213H22ZM50 213L48 212V215H49ZM78 214V213H77ZM166 214H168L167 212H166ZM179 214V213H178ZM163 215V214H162ZM201 215V216H202ZM2 216V215H1ZM4 216H6V215H4ZM23 216V215H22ZM25 216V215H24ZM68 216H70V215H68ZM127 216H129V215H126V217ZM172 216V218H174ZM190 216H192V214L190 213V212H188V213H186V219H185V227H184V229L186 230L185 232H186V234L185 235H187L186 237L187 238H192L193 239V237H196V230H195V225H194V220L192 221V219L194 218H192V217H190ZM196 216V215H195ZM3 217V216H2ZM1 217V218H2ZM71 218H72V224H74V225H71V226H77L78 228H80V229H78L79 230V232H78V234L77 233H73L76 229H74L73 231H72V229H71V226H68V225H66L68 228H69V230H71V232L74 234H72L75 238V240L76 241H78V244H79V242H81V239H82V241H83V236L87 233V232H85L87 229H86V227L84 226V225H87L86 223L83 225L82 223L83 222H81L80 220H78V217L77 216H70ZM176 217V216H175ZM203 217V216H202ZM0 218V222H2V219ZM16 218H17V216H16ZM206 218V217H205ZM5 219V218H4ZM47 219V218H46ZM84 219V218H83ZM132 219V218H131ZM197 219V218H196ZM11 220V219H10ZM9 220V221H10ZM16 220V219H15ZM48 220V219H47ZM50 220H52V219H50ZM69 220H70V218H69ZM68 220V221H69ZM205 220V219H204ZM207 220L205 221V223L207 222ZM22 221V220H21ZM24 221V220H23ZM57 221V220H56ZM66 221V220H65ZM88 221V220H87ZM27 222V221H26ZM62 222V221H61ZM70 222H71V220H70ZM7 223V222H6ZM33 223V222H32ZM55 223V222H54ZM133 223V222H132ZM135 223V222H134ZM14 224V223H13ZM13 224H12V226H13ZM89 224V223H88ZM91 224V223H90ZM1 225L5 228V229H7V227H9V226H7V225H5V222L4 223H1ZM11 225V224H10ZM21 225V224H20ZM26 225V224H25ZM137 225V224H136ZM197 225V224H196ZM1 227V226H0ZM23 227L24 226H22V229H23ZM26 227V226H25ZM52 227H53V224H52ZM60 227H63V226H60ZM66 227V228H67ZM89 227V226H88ZM207 227H208V225H207ZM11 228V227H10ZM14 235H17V234H20V226H19V219H17L16 221H15V224H14ZM178 228V227H177ZM209 228V227H208ZM42 229H44V228H42ZM83 229H86L85 231L83 230ZM90 229V228H89ZM174 229V228H173ZM196 229H197V227H196ZM11 230V232H12V229H10ZM24 230V229H23ZM63 229H61V231H62ZM95 230V229H94ZM205 230H207V229H205ZM28 231V230H27ZM29 231H31V230H29ZM66 231H67V229H66ZM77 231V230H76ZM88 231V230H87ZM96 231V230H95ZM94 231V232H95ZM4 232H6V231H4ZM21 232H22V230H21ZM89 232V231H88ZM184 232V233H185ZM33 233V232H32ZM96 233V232H95ZM4 233H2V235H3ZM39 234V233H38ZM64 234H66V233H64ZM89 234H91V232H89ZM67 235V234H66ZM88 235V234H87ZM92 235V234H91ZM184 235V236H185ZM4 236V235H3ZM19 236H22V235H19ZM71 236V235H70ZM100 236V235H99ZM6 237V236H5ZM17 237V236H16ZM24 237V236H23ZM33 237H34V235H33ZM33 237H32V239H33ZM68 237V236H67ZM90 237V236H89ZM92 237H94L93 235H92ZM92 237H90V239H91V241H92ZM15 238V237H14ZM19 238H22V237H19ZM31 238V237H30ZM70 238V237H69ZM98 238V237H97ZM101 237H99V239H100ZM187 238H185V240L187 239ZM5 239V238H4ZM24 238H22L21 240H23ZM41 240H42V238H40ZM65 239V238H64ZM116 239V238H115ZM197 239H198V237H197ZM26 240V239H25ZM34 240H36V239H34ZM45 240V239H44ZM97 240V239H96ZM101 240H102V238H101ZM187 240H189V239H187ZM215 240V239H214ZM7 241H9V240H7ZM19 241V240H18ZM29 241V240H28ZM65 241H66V239H65ZM94 241V240H93ZM92 241V243H94ZM105 241V240H104ZM113 241H115L114 239H113ZM46 242V241H45ZM101 242V241H100ZM99 242V243H100ZM103 242V241H102ZM190 242V241H189ZM195 242H196V239H195ZM194 242V243H195ZM23 243H25L24 241H23ZM28 243V242H27ZM41 244H42V242H40ZM71 243V242H70ZM85 243V242H84ZM91 243V242H90ZM117 243V242H116ZM119 243V242H118ZM117 243V244H118ZM206 243V242H205ZM212 243V242H211ZM21 244V243H20ZM81 244V243H80ZM95 244V243H94ZM94 244H92V245H94ZM124 244V243H123ZM197 244V243H196ZM201 243H198V245H200ZM109 244H107V246H108ZM111 245H112V243H111ZM115 245V247H116V244H114ZM122 245V244H121ZM125 246H127L128 245V243L127 244H124ZM204 245V244H203ZM208 245V244H207ZM231 245H230V247H231ZM9 245H8V243L4 240V241H2L1 240V242H0V255L1 256H3L2 254H5V250H7L6 248L8 247ZM20 246V245H19ZM28 246H30V245H28ZM33 246V245H32ZM35 246V245H34ZM69 246V245H68ZM72 246V245H71ZM96 246V245H95ZM204 246H206V245H204ZM10 247V246H9ZM8 247V249H10ZM21 247V246H20ZM23 247V246H22ZM42 247V246H41ZM70 247V246H69ZM91 247V246H90ZM112 247V246H111ZM117 247H118V245H117ZM116 247V248H117ZM198 247V246H197ZM200 247H202V246H200ZM215 247V246H214ZM224 248H225V246H223ZM222 247V248H223ZM229 247V248H230ZM12 248V247H11ZM32 248V247H31ZM61 248V247H60ZM97 248V247H96ZM110 248V247H109ZM114 248V247H113ZM115 248V249H116ZM130 248V247H129ZM142 248V247H141ZM151 248V247H150ZM204 248V247H203ZM228 247H226L225 249H227ZM40 249V248H39ZM120 249L121 250H124L123 248H121L120 247ZM120 249H116V251L117 250H120ZM126 250H127V248H125ZM131 249V248H130ZM134 249V248H133ZM139 249V248H138ZM138 249L137 250H134L132 253L134 254L135 253V255L137 256H140L141 254H144V253H142V252H140V251H138ZM209 248H207V250H208ZM213 249V248H212ZM211 249V250H212ZM217 249H218V247H217ZM236 249V250H237ZM27 250V249H26ZM61 250V249H60ZM83 250V249H82ZM87 250V249H86ZM94 250V249H93ZM96 250V249H95ZM97 250H99V249H97ZM100 250H101V248H100ZM126 250H124V251H126ZM206 250V251H207ZM224 250V249H223ZM228 250H230V249H228ZM227 250V251H228ZM238 250V251H239ZM102 251V250H101ZM101 251H99L100 252V256H102L101 255ZM114 252L112 253V254H114L115 253V250H113ZM146 251V250H145ZM202 251V250H201ZM205 251V250H204ZM213 251V250H212ZM218 251H220V250H218ZM234 251V250H233ZM7 252V251H6ZM10 252V251H9ZM12 252V251H11ZM22 252V254H23V252H25V250L24 251H21ZM30 252V251H29ZM28 252V253H29ZM87 252V251H86ZM89 252V251H88ZM95 252V251H94ZM103 253L102 254H105L104 253V251H102ZM112 252V251H111ZM214 252H216V251H214ZM225 252V251H224ZM236 252V251H235ZM15 253V252H14ZM26 253V252H25ZM24 253V254H25ZM59 253V252H58ZM90 253V252H89ZM88 253V254H89ZM120 253V251H118V254ZM124 252H122L120 255L122 256V254H123ZM129 253H131L130 252V250H129ZM226 253V252H225ZM233 253V252H232ZM11 254V253H10ZM16 254V253H15ZM30 254V253H29ZM94 254V253H93ZM108 254H110L109 252H108ZM128 254V253H127ZM126 254V255H127ZM208 254V253H207ZM210 254H211V252H210ZM209 254V255H210ZM219 254V253H218ZM229 254V253H228ZM234 254V253H233ZM236 254H238V252H236ZM17 255V254H16ZM98 256H99V254H97ZM106 255V254H105ZM104 255V256H105ZM119 255V256H120ZM223 255V254H222ZM6 256V255H5ZM9 256H11V255H9ZM8 256V257H9ZM36 256V255H35ZM88 256H90V255H88ZM87 256V257H88ZM108 256V255H107ZM107 256H105V257H107ZM120 256V257H121ZM124 256V255H123ZM127 256H129V254L127 255ZM143 256V255H142ZM212 256V255H211ZM221 256V255H220ZM226 256V255H225ZM235 256V255H234ZM25 257H26V255H25ZM29 257V256H28ZM30 257H31V255H30ZM34 257V256H33ZM38 257V256H37ZM79 257V256H78ZM82 257H83V255H82ZM82 257H80V258H82ZM86 257V256H85ZM119 257V258H120ZM131 257H133V255L131 256ZM130 257V258H131ZM214 257V256H213ZM218 257V256H217ZM227 257V256H226ZM230 257V256H229ZM89 258V257H88ZM110 258H111V256H110ZM110 258H108L107 257V259L106 260H108V259H110ZM147 258V257H146ZM208 258V257H207ZM231 258V260L233 261V259H232V257H230ZM229 258V259H230ZM240 258V257H239ZM1 259V258H0ZM7 259V258H6ZM6 259H5V261H6ZM26 259V258H25ZM90 260H91V258H89ZM134 259V258H133ZM9 260V259H8ZM11 263L12 264H20L19 262H18V260H17V257L15 256V255H13V256H11ZM30 260V259H29ZM70 260H71V258H70ZM80 260V259H79ZM78 260V261H79ZM111 260H113V259H110V260H108V262H107V264L109 263V261H111ZM130 260V259H129ZM132 260V259H131ZM26 261V260H25ZM75 261V260H74ZM78 261H77V263H78ZM81 261V260H80ZM97 261V260H96ZM127 261V260H126ZM135 261V260H134ZM142 261V260H141ZM141 261H139L140 263H141ZM147 261V260H146ZM150 261V260H149ZM207 261V260H206ZM4 262V261H3ZM8 262V261H7ZM10 262V261H9ZM34 262V261H33ZM88 261H86V263H87ZM89 262H91V261H89ZM129 262H132V261H128V263ZM135 262H137V261H135ZM134 262V263H135ZM143 262V261H142ZM152 262V261H151ZM220 262V261H219ZM240 262V261H239ZM1 263V262H0ZM30 263H31V261H30ZM41 263V262H40ZM134 263H132V264H134ZM28 264V263H27ZM73 264V263H72ZM79 264H81V263H79ZM95 264V263H94ZM98 264V263H97ZM145 264V263H144ZM147 264H150V263H147ZM161 264H163V262L161 263ZM164 264H166V262H164Z\"/></svg>","mask_w":264,"mask_h":264}]
</instances>
